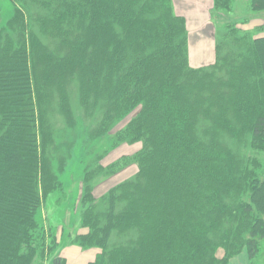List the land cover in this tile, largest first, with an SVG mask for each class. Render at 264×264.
<instances>
[{
    "label": "trees",
    "instance_id": "trees-1",
    "mask_svg": "<svg viewBox=\"0 0 264 264\" xmlns=\"http://www.w3.org/2000/svg\"><path fill=\"white\" fill-rule=\"evenodd\" d=\"M9 1L14 15L0 27V264H36L42 159L31 63L51 57L34 24L41 36L54 28V40L70 49L61 58L67 69L94 78L112 101L98 136L115 113L137 109L119 138L146 143L136 163L123 158L112 166L116 173L136 164L134 179L110 188L98 205L91 189L81 199L88 233L74 243L99 251L90 264H227L241 248L253 261L264 240V181L249 168L251 153L264 152V37H234L238 53L227 51L209 67L221 63L228 72L217 82L189 67L186 21L173 0ZM231 3L213 0L212 10L230 11ZM248 4L252 13L264 11V0ZM207 117L214 125L196 133ZM219 125L233 138L248 135L240 161L219 147ZM135 230V244L115 245L113 234ZM219 247L223 260L215 256ZM51 259L65 264L59 255Z\"/></svg>",
    "mask_w": 264,
    "mask_h": 264
},
{
    "label": "rangeland",
    "instance_id": "rangeland-1",
    "mask_svg": "<svg viewBox=\"0 0 264 264\" xmlns=\"http://www.w3.org/2000/svg\"><path fill=\"white\" fill-rule=\"evenodd\" d=\"M192 5V2L189 4L187 1L173 0V8L178 16H181V11L190 12ZM212 9L213 0H210L209 8L207 6L205 9V17L202 16V20L204 18L207 22L209 35L213 38L210 58L202 61L205 50L189 48L187 30V62L190 68L205 69L208 74L214 75L213 79L216 78L217 82H221L229 77L224 67L220 66L221 63L216 69L209 67L215 63L216 57H222L227 51L238 53L234 37L238 39L246 32H251L255 37H264V11L252 13L248 0H232L230 11L217 13ZM14 11L9 0H0V27L7 25ZM39 11L43 12V10ZM193 12L199 22L197 12ZM34 26L33 29L41 31L37 28L38 25L34 24ZM195 27L198 28L197 23ZM257 28H261L259 32L255 31ZM40 31L38 35L47 45L46 50L51 58L48 57L46 60L43 54L36 55L31 63L35 84L33 100L36 109L37 141L42 159L37 187L41 201L35 212L33 259L36 264H50L51 258L59 255L65 259V264H90L99 251L95 248L82 249L74 243L76 237L88 233V229L81 224V215L86 210L81 199L84 193L91 189L95 198L92 205H98L110 188L134 179L138 170L134 164L137 160L132 159L139 156L146 143L143 140L132 143L128 138L126 140L119 138L125 133L137 109L132 110L126 117L115 113L106 123V129L100 131L101 134L98 136L101 122L112 101L106 93L101 94L96 91V86L92 84L94 78L88 76L82 78L78 70L67 69L63 59H67L65 56L69 54L70 49L61 46L59 39L54 40L53 35L57 34L54 28L49 29L51 34L47 36H41ZM200 31L203 34L207 32L203 27ZM218 85L221 86V83ZM227 85L226 81L222 82L220 88L223 92L227 89ZM230 112L231 110L226 114L232 117L233 114ZM213 119L212 117L198 119V124L195 126L196 133L200 134L205 127L214 125ZM219 127L222 129L220 125ZM220 132H222L220 139H217L219 147L229 148L237 161H240L241 151L250 141L248 135L243 139H236L229 136L224 129ZM250 156L253 163L249 168L254 170L259 180L264 181V152L254 151ZM123 158L134 163L116 170L115 173L112 166ZM109 170L113 172L108 173ZM225 200H227L225 202L231 201L228 197H225ZM134 234L136 235V230L130 236L113 234L111 237L116 242L115 245L124 242L135 244L137 235ZM215 256L223 260L224 249L222 247L216 249ZM227 264H264V240L260 242L259 254L253 261H249L246 248H241L239 254L228 258Z\"/></svg>",
    "mask_w": 264,
    "mask_h": 264
},
{
    "label": "crops",
    "instance_id": "crops-1",
    "mask_svg": "<svg viewBox=\"0 0 264 264\" xmlns=\"http://www.w3.org/2000/svg\"><path fill=\"white\" fill-rule=\"evenodd\" d=\"M177 1H187L189 4L192 2L191 11H184L180 12V15L186 19L187 22V30H188V37H189V48L191 50L198 49V50H205V54L202 57V61L208 60L210 58V50L212 51L213 46V38L209 35V28L207 26V22L202 16L205 17L207 6L209 8V1L210 0H177ZM205 7V9H204ZM196 9V10H195ZM197 12L198 17L200 18L199 22L194 15V12ZM198 24V28L195 29V24ZM205 28L207 32L205 34L201 33L200 29ZM198 35V37H197ZM197 37V38H196ZM198 39V40H197ZM196 44H195V43ZM196 46V47H195ZM209 50V51H208ZM192 57V56H191Z\"/></svg>",
    "mask_w": 264,
    "mask_h": 264
}]
</instances>
